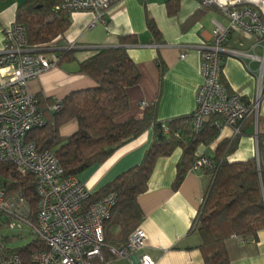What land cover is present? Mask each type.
Returning a JSON list of instances; mask_svg holds the SVG:
<instances>
[{"label": "crops", "instance_id": "obj_1", "mask_svg": "<svg viewBox=\"0 0 264 264\" xmlns=\"http://www.w3.org/2000/svg\"><path fill=\"white\" fill-rule=\"evenodd\" d=\"M167 0H119L103 15V22L90 28L92 14L71 12L70 25L64 33L73 52L55 66L28 81L29 92L37 98L63 99L68 93L94 85L92 79L79 71V64L101 47H117L121 36H132L136 43L126 46V54L140 71V81L127 88L129 109L122 119H140L144 104L156 102V117L167 121L192 114L196 106V92L201 83L198 46L210 44L212 30L228 29L225 11L216 5L202 6L199 0H178V11L167 15ZM21 1L0 0V31L12 20ZM259 12L264 11V0L247 1ZM15 5V6H14ZM153 20L160 32L156 40L147 28ZM255 36L242 30L227 37L226 46L261 54L260 46L253 47ZM259 51H256V50ZM185 56L180 58V53ZM259 63L221 53L220 81L229 93L249 101L254 98L260 77ZM262 96L257 109V132L264 136V73L261 78ZM218 136L208 144H200L197 154L214 159L220 142L234 137L232 128L221 124ZM76 129L71 120L59 131L63 136ZM255 117L242 124L236 149L227 155L229 161H242L254 156ZM153 139L150 126L136 138L117 148L106 160L82 171L77 178L94 193L117 175L142 162ZM183 148L158 157L147 181L146 191L137 197L143 218L139 227L144 231V245L134 254L113 258L108 253L107 264H136L142 254L155 264H203L199 249L201 236L197 228L190 231L211 181L210 171L188 168L178 187H173L176 165ZM264 170L263 148L260 149ZM231 264H264V229L256 237H231L226 241Z\"/></svg>", "mask_w": 264, "mask_h": 264}, {"label": "trees", "instance_id": "obj_2", "mask_svg": "<svg viewBox=\"0 0 264 264\" xmlns=\"http://www.w3.org/2000/svg\"><path fill=\"white\" fill-rule=\"evenodd\" d=\"M62 2L23 0L14 16V21L25 27L28 46L33 49H52L60 56L59 61L70 58L73 52L68 49L69 43L64 35L70 25L69 13L55 8ZM165 7L167 15L176 14L178 0H167ZM146 24L152 36L159 40L160 32L153 20H147ZM135 43L134 37L121 36L117 47L98 48L80 62L79 71L92 79L94 85L68 93L60 99L62 108L58 111L51 109L57 100L39 98L38 106L45 124L33 128L25 137L38 151H52L64 174L77 177L85 169L102 163L117 148L136 138L148 127L153 128V139L142 162L120 173L98 191L90 193L86 201L93 202L111 191L116 194L110 216L104 222V239L108 247L125 244L131 233L139 227L143 214L137 197L146 191L155 160L172 153L177 147L183 148L173 181V187H178L198 155L197 146L217 138L218 126L215 121L221 120L217 115H210L203 129L195 133L191 128L192 114L160 121L156 117V102L144 105L140 119H122L129 109L126 90L140 81V71L125 51L126 46ZM71 120L76 122L75 131L70 135H61L60 127ZM243 122L238 134L219 143L214 156L216 166L210 172L209 187L190 227V231L197 228L201 236L199 249L203 264H231L226 241L231 237H256L264 229V170L261 159L260 169L255 156L242 161L226 159L236 149L237 139L243 133ZM163 126L167 127V132H164ZM0 185L22 192L35 213L37 196L33 175H20L11 163L0 162ZM8 241L6 237H0L4 254L17 255L22 264H32L31 253L44 249L37 239L18 249L8 248Z\"/></svg>", "mask_w": 264, "mask_h": 264}, {"label": "built area", "instance_id": "obj_3", "mask_svg": "<svg viewBox=\"0 0 264 264\" xmlns=\"http://www.w3.org/2000/svg\"><path fill=\"white\" fill-rule=\"evenodd\" d=\"M119 0H63L56 6L68 12L92 14L89 27L103 22L108 8ZM202 6L216 5L228 15V29L212 30L210 44L198 46L200 53L201 83L196 92V106L192 112L191 128L195 133L203 129L210 115L221 118V124L232 128L233 135L240 131V124L248 117H255L256 163L260 169V149L264 136L257 132V109L262 96L261 78L264 73V11L252 8L247 1L199 0ZM242 30L255 36L253 44L260 46L262 53L241 48L225 47L227 37ZM0 50V162L11 163L20 175L31 174L35 178L34 191L37 196L35 213L29 199L20 191H12L0 185V224L9 229L28 227L44 247L30 255L32 264H107L104 249L113 258L134 254L144 245V231L136 228L125 244L119 247L106 246L104 222L109 218L116 194L111 191L93 202L86 203L90 192L72 175L64 174L57 158L50 150L38 151L32 142L25 140L29 131L43 126L45 119L38 106V98L29 92L27 83L43 71L55 66L60 56L52 49H33L27 44L25 27L13 20ZM259 63L260 77L254 98L246 101L235 93H229L220 81L221 53ZM185 51L180 53V58ZM144 105L146 103H143ZM62 108L57 100L53 111ZM219 126V123H216ZM164 132L167 127L163 126ZM175 135H178L175 132ZM213 158L198 154L192 169L213 171ZM264 198V192L262 191ZM2 216L5 223L1 222ZM1 237V236H0ZM0 264H22L17 255L6 256L0 244ZM136 264H155L142 254Z\"/></svg>", "mask_w": 264, "mask_h": 264}, {"label": "rangeland", "instance_id": "obj_4", "mask_svg": "<svg viewBox=\"0 0 264 264\" xmlns=\"http://www.w3.org/2000/svg\"><path fill=\"white\" fill-rule=\"evenodd\" d=\"M16 1H23V0H16ZM15 6V5H14ZM12 20L0 31V50L3 49V42L5 40L6 33L11 30L12 27ZM256 51H259L258 49ZM59 62V61H58ZM260 153V159L261 158ZM1 222L5 223V218L2 216ZM0 236L6 237L9 241L6 243V246L10 249H18L25 247L33 240H35V236L30 232L29 228L24 226L22 229H9L5 224H0Z\"/></svg>", "mask_w": 264, "mask_h": 264}, {"label": "bare ground", "instance_id": "obj_5", "mask_svg": "<svg viewBox=\"0 0 264 264\" xmlns=\"http://www.w3.org/2000/svg\"><path fill=\"white\" fill-rule=\"evenodd\" d=\"M222 1L228 2L230 0H222ZM243 1H255V0H243Z\"/></svg>", "mask_w": 264, "mask_h": 264}]
</instances>
